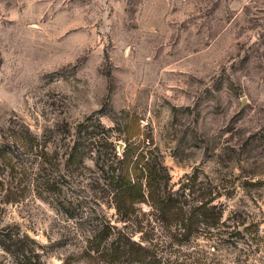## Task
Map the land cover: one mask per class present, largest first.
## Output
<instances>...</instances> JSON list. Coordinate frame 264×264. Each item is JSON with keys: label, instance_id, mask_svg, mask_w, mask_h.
Instances as JSON below:
<instances>
[{"label": "rangeland", "instance_id": "obj_1", "mask_svg": "<svg viewBox=\"0 0 264 264\" xmlns=\"http://www.w3.org/2000/svg\"><path fill=\"white\" fill-rule=\"evenodd\" d=\"M147 151L179 207L242 213L259 249L145 190L147 258L112 264H264V0H0V264H109L92 237L124 227L110 185L145 183Z\"/></svg>", "mask_w": 264, "mask_h": 264}, {"label": "trees", "instance_id": "obj_2", "mask_svg": "<svg viewBox=\"0 0 264 264\" xmlns=\"http://www.w3.org/2000/svg\"><path fill=\"white\" fill-rule=\"evenodd\" d=\"M128 146L137 149L135 144L130 143ZM147 155H149V151L142 155L143 165L140 168H134L136 172L140 170L143 172L142 175L146 174L145 183L141 177H137L138 180L132 179L128 169L125 174H120L118 180L110 185L113 201L121 220L124 221V227L119 228L109 222L104 228L94 233L91 240L93 243L91 249L94 253L100 255L101 258L104 257L109 264L122 259L144 261L147 258L145 252L149 251L150 246L144 241L135 239L128 231L129 225H132L134 231H138L145 221L144 216L146 214L143 213L144 216L141 217L137 211V204L146 201L145 190L148 192L149 203L153 209H166V212L176 209L171 213L161 215V218L163 221L184 228L185 234L192 235L203 224L204 229L218 238L217 244L223 245L224 248H239L240 241H242L247 247L245 250L240 249V251L244 250L243 252L247 253L259 249L258 233L245 225L246 220L242 218V213L235 212L224 219L223 204L214 203V199L210 198L201 201L196 209H190L186 212L182 207H179L178 200L174 198L173 193L162 192L161 184L154 182L157 175L156 169L148 160H145ZM144 184H146V189ZM147 219L153 220L150 216H147ZM214 250L219 251L217 245L214 246ZM19 251L23 252V249H19ZM239 261V259L231 260L232 264ZM201 264L225 263L223 260H216V258H207Z\"/></svg>", "mask_w": 264, "mask_h": 264}, {"label": "water", "instance_id": "obj_3", "mask_svg": "<svg viewBox=\"0 0 264 264\" xmlns=\"http://www.w3.org/2000/svg\"><path fill=\"white\" fill-rule=\"evenodd\" d=\"M122 147V146H121Z\"/></svg>", "mask_w": 264, "mask_h": 264}]
</instances>
